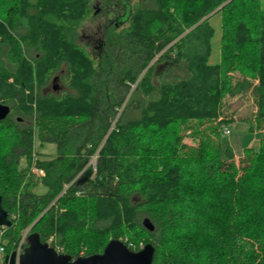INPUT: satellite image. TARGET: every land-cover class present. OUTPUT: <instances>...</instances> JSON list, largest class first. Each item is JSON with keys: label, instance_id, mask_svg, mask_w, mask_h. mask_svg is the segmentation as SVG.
Wrapping results in <instances>:
<instances>
[{"label": "trees", "instance_id": "trees-1", "mask_svg": "<svg viewBox=\"0 0 264 264\" xmlns=\"http://www.w3.org/2000/svg\"><path fill=\"white\" fill-rule=\"evenodd\" d=\"M92 1L0 0V99L29 121L24 140L0 121L6 253L37 232L73 259L120 239L152 243V264H264V2L141 1L94 54L77 41ZM244 94L261 137L237 160L224 109ZM37 142L56 154L38 157ZM34 154L39 182L27 177Z\"/></svg>", "mask_w": 264, "mask_h": 264}, {"label": "rangeland", "instance_id": "rangeland-1", "mask_svg": "<svg viewBox=\"0 0 264 264\" xmlns=\"http://www.w3.org/2000/svg\"><path fill=\"white\" fill-rule=\"evenodd\" d=\"M113 1H117L119 3H127L128 6H132L133 8L137 7L139 5V3H141V1L145 2L144 5H147V0H113ZM264 2V0H262ZM98 2H102V0H99ZM92 4L95 5L97 4V0H93ZM101 4V3H100ZM107 4V3H106ZM105 16L101 15V14H97V15H91L90 17H88L82 24L81 28L84 29V32L86 33L87 28H91L92 30L97 28L99 25H103L107 28V22H105ZM212 24H214V26L216 27V34L212 40V45H213V54L211 57V62L212 63H217L220 61V43H221V31H220V17L219 16H214L212 18ZM102 23V24H100ZM113 24H109L108 28L110 29L111 26ZM128 23H126L125 25L118 27L116 30H121L122 28L127 27ZM90 30V29H89ZM108 30V29H107ZM107 32V31H106ZM82 34V31L79 32V35ZM78 44L84 46L86 44H83V40H78ZM85 47V46H84ZM88 47V46H86ZM94 54H98V52H93V50H91L90 48L86 49ZM136 84V83H135ZM135 87L130 88V92L127 95V98H129L131 92L133 91ZM123 109V106L119 108V111L121 112ZM257 110V107L254 103V98H252V96L250 94H244L242 96H236L233 99H230V101L226 102L225 104V114L226 116H228L229 118H233L232 120H234L233 122L230 123L229 128L231 133L229 135H224L223 139H222V144L223 147L226 148L228 145H230L233 150L234 153L236 155L237 160L239 159L238 156L243 155L244 149L252 146L256 149L259 148V144H260V133L258 131H250L249 127L251 125V123L254 122V116H255V112ZM119 112V113H120ZM117 120V119H116ZM115 120V121H116ZM114 121V123H115ZM186 142L191 143V140L188 138L186 140ZM57 144L56 143H45L42 146L40 145L39 142H37V151L39 152L38 157H50L56 154L57 152ZM44 158V157H43ZM95 158V156L93 158H91L90 163L92 162V164H94L95 160H93ZM96 165V164H95ZM20 166L21 168H24L26 166V159L25 157L21 158L20 161ZM86 168H84L79 174H77L76 179L79 178L81 175H84V170ZM31 179L34 180H38V182L41 180V177L38 176H34ZM69 187L68 185H66L65 188ZM47 188L43 185V184H39L36 187V192L37 193H44L46 192ZM30 229V228H29ZM29 229L27 230V232L29 231ZM25 236V235H24ZM86 250V249H85ZM82 250L80 252V255H84V251Z\"/></svg>", "mask_w": 264, "mask_h": 264}, {"label": "water", "instance_id": "water-1", "mask_svg": "<svg viewBox=\"0 0 264 264\" xmlns=\"http://www.w3.org/2000/svg\"><path fill=\"white\" fill-rule=\"evenodd\" d=\"M9 112L10 107L0 103V120L4 119ZM2 202L3 198L0 194V227H10L12 220L9 217V212L3 208ZM142 223L150 231L154 230V224L148 217ZM155 250L152 243L146 244L139 251H134L125 241L111 239L102 253L73 259L66 253H59L48 243H43L39 233L32 232L28 236V246L25 248L19 264H152ZM6 262L16 264V254L8 255Z\"/></svg>", "mask_w": 264, "mask_h": 264}, {"label": "flooded vegetation", "instance_id": "flooded-vegetation-1", "mask_svg": "<svg viewBox=\"0 0 264 264\" xmlns=\"http://www.w3.org/2000/svg\"><path fill=\"white\" fill-rule=\"evenodd\" d=\"M98 1L99 0H97V4L92 5L94 9L93 15H97V14L104 15L105 22L108 21L107 28L103 25H99L97 28L93 30L91 28H87L86 33H85L84 29L80 27L79 32L82 31V34L78 35L77 39L80 41L83 40V44H86L84 45L86 49L90 48L91 50H93V52L95 51V52L100 53L106 48V45H107L106 31L108 29L109 24H116V27H120V26L123 27V25H125L126 21L129 18V16L127 15L129 11L128 9L129 6L125 2L119 3L117 1L116 2L111 1L110 4H106L107 2L106 0H102V2H98ZM54 90H56L57 92H60L61 88L54 86ZM0 103L10 107V112L8 113V115L4 119H1L0 121L9 120L8 126H10L11 124L10 122L13 121L15 125V127H13L14 131L17 130L19 132V135L21 133L22 135L25 136L26 130H27L26 126L29 124V121L25 118V116L21 114V110L20 109L18 111L15 110L14 109L15 107H13L11 104H7L5 100L0 99ZM19 137L20 139L21 138L23 140L25 139V137H21V135ZM19 154L20 152L18 151V156H19L18 161L20 162L22 157H20ZM20 167L21 166L19 164V168Z\"/></svg>", "mask_w": 264, "mask_h": 264}, {"label": "built area", "instance_id": "built-area-1", "mask_svg": "<svg viewBox=\"0 0 264 264\" xmlns=\"http://www.w3.org/2000/svg\"><path fill=\"white\" fill-rule=\"evenodd\" d=\"M136 84L133 85V87H135ZM231 133L229 126L224 127V134L229 135ZM34 161H33V165L31 167V169L27 172V177L28 178H32L34 176H38V177H44L45 176V170L41 167H38L36 164V154H34ZM95 160V159H93ZM96 164V162H94V165ZM0 264H8L6 262V257L8 255H11L12 253L16 254V264H19V261L21 259L22 254L24 253L25 249H24V238L21 241L20 245L18 246V248L16 249V251L12 252V253H6V239H5V230L7 228V226H1L0 227ZM54 241V237L51 236L49 241L47 242L50 246H52L51 244ZM54 247L59 253H65L64 252V248L60 245H55L52 246Z\"/></svg>", "mask_w": 264, "mask_h": 264}, {"label": "crops", "instance_id": "crops-1", "mask_svg": "<svg viewBox=\"0 0 264 264\" xmlns=\"http://www.w3.org/2000/svg\"><path fill=\"white\" fill-rule=\"evenodd\" d=\"M249 147H251V146H249ZM242 156V155H241ZM241 156H238V157H241Z\"/></svg>", "mask_w": 264, "mask_h": 264}, {"label": "bare ground", "instance_id": "bare-ground-1", "mask_svg": "<svg viewBox=\"0 0 264 264\" xmlns=\"http://www.w3.org/2000/svg\"><path fill=\"white\" fill-rule=\"evenodd\" d=\"M32 233V232H31Z\"/></svg>", "mask_w": 264, "mask_h": 264}]
</instances>
